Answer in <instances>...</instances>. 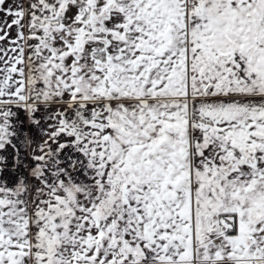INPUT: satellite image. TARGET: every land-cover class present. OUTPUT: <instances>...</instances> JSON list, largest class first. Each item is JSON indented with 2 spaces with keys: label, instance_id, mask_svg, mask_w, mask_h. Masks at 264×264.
Listing matches in <instances>:
<instances>
[{
  "label": "snow or ice",
  "instance_id": "1",
  "mask_svg": "<svg viewBox=\"0 0 264 264\" xmlns=\"http://www.w3.org/2000/svg\"><path fill=\"white\" fill-rule=\"evenodd\" d=\"M0 264H264V0H0Z\"/></svg>",
  "mask_w": 264,
  "mask_h": 264
}]
</instances>
